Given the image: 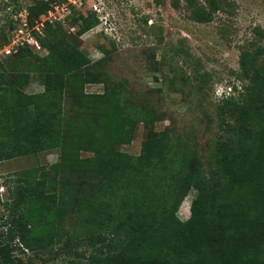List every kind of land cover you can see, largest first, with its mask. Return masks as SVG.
Segmentation results:
<instances>
[{
    "label": "trees",
    "instance_id": "16d2710c",
    "mask_svg": "<svg viewBox=\"0 0 264 264\" xmlns=\"http://www.w3.org/2000/svg\"><path fill=\"white\" fill-rule=\"evenodd\" d=\"M5 1L8 7L18 2ZM62 3L34 0L27 7L28 20ZM173 5L187 7L198 22L210 21L218 9L217 0H175ZM70 7L64 21L73 19V34L62 29L64 21H46L43 36L37 35L47 50L44 56L28 44L11 55L14 62L34 57L37 62L29 70L0 60V162L59 149L56 174L79 170L96 180L79 205L90 229L84 239L88 256L51 264H264V115L253 124L256 130L234 123L233 105L244 109L243 120L251 115L246 98L232 95L218 109L219 138L206 163L196 147L173 145L164 132L149 131L137 157L121 153L119 145L132 141L138 122L149 125L157 114L143 107L133 119L122 101L130 99L122 95L123 84L116 87L108 78L103 94L82 90L86 82L100 81L86 69L91 60L79 44L99 17ZM253 64L250 52L242 50L240 65L252 81L259 71ZM31 71L42 77V92L25 91ZM68 98L76 106L72 101L66 107ZM81 150L95 154L85 160ZM42 169L22 175L17 198L4 204L10 215L0 223V264H35L15 252L48 248L64 214L57 201L62 197L66 206L75 199V192L65 194L71 187L56 177H38ZM192 187L197 190L193 214L184 222L177 212Z\"/></svg>",
    "mask_w": 264,
    "mask_h": 264
},
{
    "label": "rangeland",
    "instance_id": "374dc122",
    "mask_svg": "<svg viewBox=\"0 0 264 264\" xmlns=\"http://www.w3.org/2000/svg\"><path fill=\"white\" fill-rule=\"evenodd\" d=\"M174 1L81 0L82 3L77 4L79 12L86 15L94 11L99 17V24L79 37V44L91 60L86 69L100 80L86 82L82 90L86 94H103L109 87L105 82L108 78L109 84L116 87L123 84L122 95L130 99L122 101L133 119L143 107L154 109L157 119L155 117L149 125L138 122L132 141L119 145L121 153L137 157L142 153L149 131L164 132L173 145L196 147L206 163L219 138L218 109L227 106L232 95L246 98L251 115L243 120L244 109L233 105L234 113L230 118L234 123L243 122L256 130L253 124L264 115V0H217L218 9L208 22L194 21L191 11L185 6L175 8ZM198 2L204 3V0ZM33 4L34 0H18L16 6L8 7L5 0H0V50L20 22L18 13ZM39 20L29 22L35 25ZM73 22L69 18L62 23L67 34H73L76 28ZM242 50L250 52L253 66L259 70L253 81L241 68ZM46 53L43 49L36 52L39 56ZM27 58L14 62L11 55H1L0 60L29 70L37 60ZM30 76L25 91L42 92L40 74L31 71ZM218 86L231 90L220 96L216 91ZM72 101L76 106V101L70 98L65 106L70 107ZM94 154L92 150L80 151L85 160ZM59 158L60 150L52 149L0 162V188L3 187L0 189V223L10 215L4 204L17 198L19 180L30 169L42 166L44 169L39 171L38 177L49 180L56 177L59 184L71 187V190L65 189V194L75 192L76 201L71 198L66 206L62 197L57 201L64 214L51 232L54 233L51 245L46 249L25 251V254L20 250L15 252L23 258H33L35 264H51L68 256H88L84 239L90 229L83 219L84 208L79 205L87 196L85 190L96 180H91L90 173L79 170L66 169L56 174L53 166ZM155 173L161 175L162 170ZM163 190L158 189V192ZM196 196L194 187L184 196L177 212L182 221L192 216ZM62 203L64 206L60 205Z\"/></svg>",
    "mask_w": 264,
    "mask_h": 264
},
{
    "label": "built area",
    "instance_id": "2783aa9c",
    "mask_svg": "<svg viewBox=\"0 0 264 264\" xmlns=\"http://www.w3.org/2000/svg\"><path fill=\"white\" fill-rule=\"evenodd\" d=\"M81 4V0H68L66 3L56 4L53 9H51L47 14L41 16L40 20L31 25L28 20V11L21 10L18 13L19 21L13 30L12 36L9 39V42L3 46L0 50V56H9L17 52L19 47L26 44L36 47L38 50H41V44L37 35H42L44 31L45 22H54V21H64L67 15L71 12L70 5ZM63 12V13H62ZM231 90L230 87L225 89L223 86H218L216 91L220 96H224ZM0 189H3L0 188Z\"/></svg>",
    "mask_w": 264,
    "mask_h": 264
}]
</instances>
